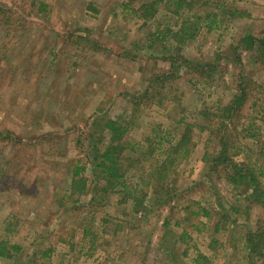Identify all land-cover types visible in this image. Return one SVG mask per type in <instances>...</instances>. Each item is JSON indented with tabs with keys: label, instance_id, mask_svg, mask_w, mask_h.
<instances>
[{
	"label": "rangeland",
	"instance_id": "obj_1",
	"mask_svg": "<svg viewBox=\"0 0 264 264\" xmlns=\"http://www.w3.org/2000/svg\"><path fill=\"white\" fill-rule=\"evenodd\" d=\"M1 1L15 6L14 0ZM120 1L16 0L24 4L27 13L34 15L39 4L45 12L16 20L13 31L0 38V132H12L19 142V145L0 144V239L22 248L14 260H0V264H28L31 254L46 248H54L51 264H193L192 259L199 254L213 258L219 251L215 247L210 249L209 244L214 224L222 216L228 218L223 223L226 226L214 240L226 245V251H220L214 264H246L240 238L255 231L260 209L232 195L225 180L207 173L201 161L206 135L202 136L198 128L193 133L194 153L177 170L180 196L168 207L147 216L136 215L130 205L114 206L108 215L99 212L98 218L109 223L102 227L96 223L95 232L102 236L103 230L107 236L96 241L97 247L92 251V241L85 244L81 240L83 209L77 206L60 213L57 201L64 200L69 188V162L83 158L84 146H88L86 135L93 134L94 120L104 115L108 118L127 115L130 95L143 89L147 74L154 69H168L160 60L155 65V58L168 55L165 47L156 45L151 55L145 56V60L152 57L150 66L146 65V72H141L145 61L140 66L134 57L144 58L140 49L149 45L147 34L155 32L157 24L138 29L134 22L117 18L115 10ZM237 6L247 18L230 22L225 31L202 32L183 52L205 64L217 61L215 57L219 56L218 70L211 72L209 79L214 85L210 87L196 75L182 70L171 94L172 98H180V108L173 109L170 103L162 109L145 107L131 133L133 142L142 141L145 126L151 122L174 131L183 116L188 123L201 124L204 108L217 109L219 104L229 101L233 76L238 72L263 80L260 67L247 57L237 60L230 46L246 33L264 37V0H242ZM165 19L166 23L170 21L162 16L159 22ZM78 28L84 32H78ZM74 34L83 40L76 41ZM74 62L76 69L72 68ZM254 101L255 96L243 111L245 125L257 118L260 108L253 105ZM262 135L264 139V127ZM133 182L130 179L128 183ZM245 190L242 188L241 192ZM116 202L112 198L111 204ZM231 204L240 206V213L225 214L219 207L229 210ZM199 208L210 210L213 219L207 222L202 215L194 217ZM13 219L18 221L15 225ZM112 220H127L129 224L125 231L114 235ZM167 220L171 229L164 227ZM9 221L15 226L14 232L5 235L2 232ZM177 223L180 224L176 226ZM199 225L201 233L193 228ZM183 234L190 240L186 257V246L179 241ZM67 244H73V251ZM123 249L127 253L119 259Z\"/></svg>",
	"mask_w": 264,
	"mask_h": 264
},
{
	"label": "trees",
	"instance_id": "obj_2",
	"mask_svg": "<svg viewBox=\"0 0 264 264\" xmlns=\"http://www.w3.org/2000/svg\"><path fill=\"white\" fill-rule=\"evenodd\" d=\"M241 1L122 0L116 5L115 16L123 21L134 22L139 26L138 29H148L152 24H157L155 32L147 34L149 45L140 49L144 58L141 60V56L138 59L134 57L140 66L145 61L144 66H141V72H146L147 66H150L152 57L145 60V56L151 55L150 52L156 45L165 47L168 55H162L160 59L155 58L154 63L156 65L160 60L168 65V69H154L147 74L149 77L147 76L148 78L144 80L143 89L134 91L130 95L127 115L117 118H108L107 115L97 117L91 125L93 134L86 135L88 146H84L83 158L72 164L69 162V188L64 200L57 202L61 208L60 213L63 214L77 206L83 209L84 215L80 219L81 240L82 243L87 240L92 241L90 251L96 249V241L107 236L106 231L98 230L101 231L102 236L95 232L96 223H99L101 227L109 223V220L105 218H98L99 212L107 214L114 206L130 205L132 212L136 215L140 213L147 216L150 212H158L159 209L168 207L180 196L177 188L179 182L177 170L192 157L196 146L193 144V133L198 128L202 136L206 135L201 161L207 173L225 180L232 195L242 198L248 206L255 205L260 209L261 216L257 221L255 231H248L240 238L242 241L240 251L246 264H264V139L262 135L264 127V37L260 38L252 33H246L237 44L230 46L232 53L237 55V60L240 61L247 57L252 64L260 67L263 75L261 82L246 72H238L233 76L234 86L229 101L222 105L219 104L217 109L204 108L205 110L200 114L201 124L188 123L183 116L178 120L175 131L162 124L151 122L145 126L146 131L141 142L135 143L130 137L145 107L151 109L156 106L162 109L164 104L170 103L174 105L173 109L180 108V98H172L171 94L182 70L196 75L203 80L202 83L210 87L214 85V82H209V79L212 73L218 70L219 56L215 57L217 61L205 64L190 59L183 52L199 38L202 32L206 31L210 34L215 31H225L229 29L230 22L247 18L248 15L237 6ZM14 3L15 6L0 0V38L13 31L16 20L32 18L37 14L40 16V13L45 12L42 4L38 5V10L37 12L35 10L33 15L27 13L24 4L16 0ZM91 9L98 12L93 7ZM162 16L169 18L170 21L166 23L165 19L159 22ZM162 26L164 28H161ZM76 30L82 31L80 28ZM74 35L76 41L83 40V37ZM74 58L77 61V57L74 56ZM72 66L76 69L77 62H74ZM254 96L255 104L253 105L260 109L257 118L245 125L242 122L245 118L243 111L248 101ZM179 128L180 131H178ZM249 142H255V144H249ZM0 144L19 145L18 137L12 132L1 131ZM76 144L82 148L80 141ZM87 173H90V177ZM130 179L132 182L135 180L131 185L128 183ZM92 186L93 190L90 191ZM242 188L246 189L245 192H241ZM112 198L117 200L115 204H111ZM81 202L82 204H79ZM230 206L232 207L229 210L223 206L219 207L225 214L229 211L240 213V206L232 204ZM201 215L207 222L213 219L212 212L204 208H199V211L193 214L194 217ZM125 217H128V214H125ZM227 219V216H222L214 224L209 248L215 247L219 251L214 254L213 258L199 254L192 259L193 264H214V261L218 260L220 251H226V245L214 240V237L225 229L226 225L223 223ZM112 221L114 235L125 231L126 225L129 224L127 220ZM10 222H7L3 229L2 233L5 235L14 232L15 226L13 225L18 221L13 219V225ZM179 224L177 223L176 226ZM200 225L193 226L199 231L198 233H201ZM164 227L171 229L169 220ZM185 236L183 234L179 237V241L184 242L183 245L186 246L184 252L186 257L190 240L188 236L186 240ZM67 245L73 251V244ZM82 251L83 248L79 255ZM21 252L22 248L11 245L10 240L0 239V260H14L15 255H20ZM126 253L125 249L121 250L119 259L124 258ZM53 254L54 248L37 250L35 254H31L32 259L28 260V264H42L39 263L41 259L45 260L43 264H51Z\"/></svg>",
	"mask_w": 264,
	"mask_h": 264
}]
</instances>
